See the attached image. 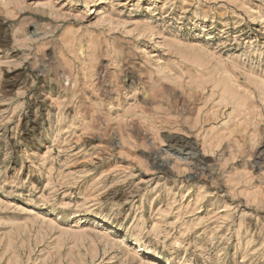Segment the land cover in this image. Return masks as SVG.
Returning a JSON list of instances; mask_svg holds the SVG:
<instances>
[{"label": "rangeland", "instance_id": "1", "mask_svg": "<svg viewBox=\"0 0 264 264\" xmlns=\"http://www.w3.org/2000/svg\"><path fill=\"white\" fill-rule=\"evenodd\" d=\"M0 264H264V0H0Z\"/></svg>", "mask_w": 264, "mask_h": 264}]
</instances>
